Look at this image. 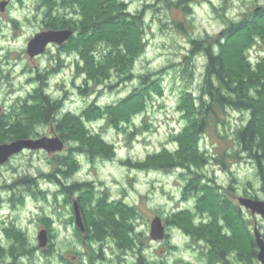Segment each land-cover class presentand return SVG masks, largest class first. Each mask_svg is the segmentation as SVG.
<instances>
[{"label":"rangeland","instance_id":"obj_1","mask_svg":"<svg viewBox=\"0 0 264 264\" xmlns=\"http://www.w3.org/2000/svg\"><path fill=\"white\" fill-rule=\"evenodd\" d=\"M61 2L15 0L0 10V114L11 113L38 88L62 102L61 118L68 112L80 115L91 107L117 105L142 87L141 76L160 81L149 85L146 106L129 121L120 120L115 127L105 114L84 121L90 135L113 146V158L78 155L80 168L65 178L58 169L62 168L60 157L75 147L69 143L55 154L26 150L0 167V264H260L256 258L250 261L248 242L256 227L264 234V219L233 199L264 201V184L255 163L230 157L238 149L236 130L245 126L250 113L229 110L201 135L197 148L207 154L209 164L197 160L190 167L178 158L177 136L189 123L190 110L185 106L199 101L207 63L202 52L196 51L190 59L192 40L217 38L229 21L264 9V0H118L129 13L142 16L145 24V50L128 73L121 66L116 70L115 62L108 65L106 60L105 65L103 44L89 54L91 65H85L81 39L65 48L50 45L41 56L29 57L27 44L45 30L46 23L56 20L48 14L50 6L77 30L80 22L87 25L90 20L81 0H75L71 8ZM248 48L247 60L255 72L258 66L264 67V40L256 36ZM40 75L45 76V84L36 81ZM37 130L40 137L58 135L51 125ZM224 151L226 164H221ZM165 160L179 165H159ZM58 176L67 185L90 183L97 197L106 196L135 209V216L130 217L134 241L128 249L125 244L118 249L111 238L104 244L83 242L73 214L72 201L78 195L70 201ZM200 178V185L212 184L223 196L211 199L220 208L216 220L206 201L200 207L201 194L196 192ZM226 213H235L233 221L226 220ZM156 217L169 226L163 240L151 237V222ZM214 224H219L226 237L220 243L226 247L224 261L212 245ZM44 227L52 232L51 251L46 254L37 240ZM7 252L14 257L3 259Z\"/></svg>","mask_w":264,"mask_h":264},{"label":"trees","instance_id":"obj_2","mask_svg":"<svg viewBox=\"0 0 264 264\" xmlns=\"http://www.w3.org/2000/svg\"><path fill=\"white\" fill-rule=\"evenodd\" d=\"M61 1L67 8H71L75 3V0ZM82 2L86 6L85 10L88 11L90 20L87 25L86 22H80L79 37L73 36L60 48H65L77 39H81L83 45L80 55L88 66L91 65L89 54L98 52L100 45L103 44L107 48L105 65L108 60V65L116 63L114 65L116 70L121 66L124 68V73L131 72L134 59L143 54L146 45L143 28L145 24L142 16L129 13L126 4L118 0H81ZM49 8L48 14L56 18L55 22L48 24L50 28H76L70 20L58 18L61 15L54 13L55 6ZM256 36L264 40V9L253 11L251 15L246 14L239 21H229L226 29L215 39L206 36L205 39L192 40L194 48L191 50L190 59L196 51L202 52L207 63L198 103L185 106L190 110V119L181 135L177 136L180 142L177 157L183 159L190 167L195 165L197 160L202 161L201 165L209 164L207 154L201 153L197 148L201 135L206 134L209 127L220 122L221 114L229 110L249 112L250 117L245 126L236 130L235 142L238 149L230 157L236 160L249 159L255 163L264 184V67L258 66L253 72L247 60L248 47L254 44ZM40 77L41 79L36 81L45 84L43 81L45 76L40 75ZM141 77L142 87L135 88L133 93L123 98L117 105L106 109L94 105L97 108L86 109L80 115L68 112L61 118L59 116L62 102L52 99L44 88H38L17 108H13L11 113L0 114V143H9L18 139H38L40 136L37 129L52 122L54 130L65 142L66 147L69 143L75 145L60 157L59 163L62 168L58 171L63 177H70L80 168L78 155L84 154L91 159L113 158L115 155L113 146L98 136L90 135L84 121L90 120L93 116L101 117L103 114L109 116L115 127L120 120L129 121L134 114L136 115L146 106V100L151 95L148 90L149 85L152 83L159 85L160 80L157 82L147 76ZM92 109H96L98 113ZM224 154L225 151L220 155L221 164H226V161L222 160ZM183 160L181 165H185ZM173 164L171 160L159 163L162 167L173 166ZM56 178L70 201L76 194L78 195L74 200L79 202L83 213L86 211L85 222L87 225L90 224L97 238L103 237L105 233L115 235L128 249L131 241H134L130 236L133 232L130 217L135 216L133 207L121 201H109L106 196L97 197L95 187L90 183L74 182L67 185L59 176ZM200 183L201 178L196 184V192L201 194L200 207L206 201L216 220L217 211L220 208L213 205L214 202L211 199L216 197L218 200L222 195H219L212 184L202 186ZM224 206L230 208L225 203ZM234 216L235 213H226V220L233 221ZM214 225L211 229L212 245H216V255H219V260L224 261L222 256L225 254L226 247H222L220 243H225L226 237H223L219 224ZM253 239L250 238L248 242L251 248L250 261L256 258L257 247Z\"/></svg>","mask_w":264,"mask_h":264},{"label":"water","instance_id":"obj_3","mask_svg":"<svg viewBox=\"0 0 264 264\" xmlns=\"http://www.w3.org/2000/svg\"><path fill=\"white\" fill-rule=\"evenodd\" d=\"M7 2L1 3V10L5 9ZM256 11H259L256 10ZM74 36V31L72 30H48L39 32L32 38L29 42L27 53L30 58H36L44 54L50 45L56 44L57 46H62L67 43ZM66 144L59 136L53 137H40V138H28V139H18L9 143H0V166L7 163L14 155H17L26 150H44L48 153H60L65 150ZM241 206L246 209H250L253 214H258L264 218V201L254 199L251 197H241L239 199ZM74 211L76 224L82 230L85 229L82 212L79 202L74 201ZM161 217H156L153 222H151V237L154 240H163L165 238L166 228ZM255 239L259 248L258 259L261 264H264V239L258 229H255ZM48 233L43 230L39 233L38 240L40 242V247H44L47 244Z\"/></svg>","mask_w":264,"mask_h":264},{"label":"flooded vegetation","instance_id":"obj_4","mask_svg":"<svg viewBox=\"0 0 264 264\" xmlns=\"http://www.w3.org/2000/svg\"><path fill=\"white\" fill-rule=\"evenodd\" d=\"M11 1H15V0H3L2 2H0V10L2 9L1 8V3H3V2H7V7H8V5H9V3L11 2ZM69 8V7H68ZM5 9H6V7H5ZM1 11H5L4 9L3 10H1ZM54 13L55 14H59V12L57 11V10H55L54 9ZM59 15H61V16H58V18L59 17H63V18H65L64 16H62V14H59ZM56 16V15H55ZM48 30H72V31H74V36L77 34V33H79V31L76 29V28H73V27H65V28H50L49 27V25L46 23V25H45V30H43V31H48ZM77 30V31H76ZM43 31H41V32H43ZM39 33V32H38ZM65 44V43H64ZM63 46V45H62ZM49 125H51V127H52V129L54 128V124L51 122ZM3 165H1L0 167H2ZM241 198V197H240ZM240 198H238V199H236V200H234L233 199V201L234 202H236V201H239V199ZM248 198V197H247ZM255 199V198H254ZM259 200V199H258ZM75 201V200H74ZM73 202V201H72ZM237 206V203L235 204V207ZM73 209H74V207H73ZM81 212L83 213V211L81 210ZM74 213H75V211H74ZM73 213V214H74ZM81 213V214H82ZM251 213H252V211H251ZM253 214V213H252ZM253 215H258V214H253ZM260 216V215H259ZM260 217H262V216H260ZM82 218H83V222H84V227H85V229L84 230H82L79 226H77V224H76V219H75V228H76V231H77V234L79 235V236H81V238H82V240H83V242L84 243H87V242H95L96 244H104L105 243V241L107 240V239H110V240H112V241H114V243L116 244V246H117V248L119 249V248H121V249H123V247H122V245H123V243L121 242V241H119V238L118 237H116L115 235H110V234H107V233H105L104 235H103V237H100V238H97V236H95V234L93 233V228L90 226V224L89 225H87L86 224V222H85V219H84V214H82ZM264 219V218H263ZM164 225H165V223H164ZM167 225V224H166ZM165 225V228H166V233H167V229H169V226H166ZM170 225V224H169ZM133 229H134V227H133ZM180 229V228H179ZM255 229H258L257 227L255 228ZM255 229H254V231H255ZM43 230H46L47 231V233H48V241H47V244H46V246H44V247H40V242H39V248L42 250V252L43 253H47L48 251H51V247H52V245H51V237H52V232H51V230L49 229V228H46V227H44V228H42V230L41 231H43ZM180 230H182V229H180ZM259 231V230H258ZM182 232H183V230H182ZM256 232V231H255ZM261 233V232H260ZM261 235H262V238L264 239V234L263 233H261ZM38 240V239H37ZM254 243L256 244V259L259 261V259H258V253H259V248H258V245H257V243H256V239H255V235H254ZM100 255H102V251L99 253V255L97 256L98 258H100L101 256ZM1 256V255H0ZM6 257H14L13 256V254H10L9 252H7L6 254H5V256L3 257V259H5ZM2 259V260H3ZM260 262V261H259ZM1 264H3V263H1ZM188 264V263H187ZM261 264V263H260Z\"/></svg>","mask_w":264,"mask_h":264}]
</instances>
